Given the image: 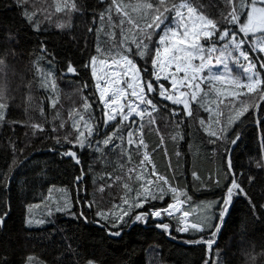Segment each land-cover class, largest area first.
Returning a JSON list of instances; mask_svg holds the SVG:
<instances>
[{
  "label": "trees",
  "instance_id": "1",
  "mask_svg": "<svg viewBox=\"0 0 264 264\" xmlns=\"http://www.w3.org/2000/svg\"><path fill=\"white\" fill-rule=\"evenodd\" d=\"M57 2L64 6L66 0H28L23 5L29 12H36L34 21L42 22L41 30L37 32L26 22L16 0H0V56H4L6 64L4 72L0 74V87L5 89L3 102L7 104L5 120L0 122V175L7 174L11 178L7 189L0 187V213L7 211L5 222L0 227V258L3 262L26 264L31 256L34 257L32 264H87L89 260L95 261V264H205L206 260L208 264H264V209L260 207L264 205V167L256 166L264 154L261 147L264 119L259 124L254 123L251 111L227 129L225 139L211 143L210 140L216 138L208 135L199 120H205L206 125L219 134L229 114L227 100L218 110L216 104L206 102L212 108L211 112L194 103L193 116L188 117L182 107L161 101L153 94V102L158 104L160 110L153 113L155 125L144 128L147 148H142L139 153L134 146L129 148L131 161L121 156L120 149L113 148L111 144L106 147L101 145V152H97L95 146L83 150L74 148L78 152L79 165L70 157L59 154L70 145L63 143V140V146L58 145L52 137L60 136L62 139L65 134L71 133L69 139H75L69 112L81 109L83 100L78 89L85 83L88 87L83 89L82 95L88 97L92 104L91 111L100 129L92 139L103 140L105 133L112 129L111 125L103 126L102 106L92 95L95 92L94 80L90 68L85 67L89 59L97 55L96 29L100 26V14L105 12L110 0H75L76 12L67 8L64 12H56ZM124 3L135 1L124 0ZM193 6L217 21L221 20V13L227 14L230 10L225 0H193ZM48 14H51L50 20L45 18ZM116 19L113 16V20ZM58 22L70 23L71 27L59 29L55 26ZM89 28L92 32H89ZM119 35L117 30V39ZM9 36L14 39H9ZM100 38H104L103 33H100ZM155 40L154 36L153 42ZM42 42L48 55L40 64L44 69H54L59 93L55 108L50 107L49 101L53 94L39 86V78L33 67V62L42 55ZM250 58L255 60V54L250 53ZM49 60L53 61L52 65L48 64ZM68 61L77 68L78 76L61 75ZM136 63L141 69L147 66L145 79H153L149 75L152 72L150 62L145 65L143 60L136 57ZM233 72L235 70L232 71L235 74ZM163 83L170 87L168 82ZM211 100L214 98L211 97ZM258 100L259 97L250 103L255 104ZM258 102L260 112L264 113V101ZM163 104H167L168 108ZM173 108L180 112L179 116L171 115ZM217 111L222 113L219 115V126L215 123ZM57 112L59 118H56ZM73 118L77 117L74 115ZM62 120L65 125L60 129L58 126ZM33 124L42 125L44 131L37 130L33 135ZM53 126L57 127L56 133L51 131ZM121 131L126 133L127 128ZM236 132H239L240 140L236 145H231L229 141ZM229 149L232 171L237 173V182L256 206L259 219L253 216L247 198L234 197L213 245V253L219 251L218 257L212 255L210 258L204 244L184 242L201 237L207 239V230L181 234L175 231L180 226L176 220L166 216L164 222L170 224L171 236L157 228L155 225L159 221L152 217L148 218L147 223L120 224L121 235L115 238L106 233V228L95 223L99 219L96 215L98 210L107 212L114 205H122L125 197L131 201L138 183L136 175L145 172L147 179L152 165H155L157 173L168 178L170 184L191 197L185 203V209L192 216L199 215L200 209L205 207L208 217H211L219 206L208 205L224 195L232 179L227 175L226 166ZM143 152L150 156L151 163L139 168ZM14 158L16 164L13 165ZM133 167L137 171L125 175ZM82 171L83 180L76 183L75 178ZM117 176L122 179L116 180ZM151 178L155 181V177ZM123 183H128L133 191L127 192ZM59 190H65L71 204L70 212L77 216L83 212L87 222L57 212L53 224L27 227L25 220L28 215L30 217L29 206H32L31 209L37 205L43 208L48 206L52 198L58 197ZM181 199H184L183 195ZM172 202L169 194L162 201L152 200L143 209H136L132 215L139 211L162 209ZM89 203L93 207H87ZM124 219L128 220L129 217ZM110 223V220L101 221V224L109 226ZM211 223L214 224L215 220L212 219Z\"/></svg>",
  "mask_w": 264,
  "mask_h": 264
},
{
  "label": "snow or ice",
  "instance_id": "2",
  "mask_svg": "<svg viewBox=\"0 0 264 264\" xmlns=\"http://www.w3.org/2000/svg\"><path fill=\"white\" fill-rule=\"evenodd\" d=\"M26 3L28 0H16L17 6L22 8V15L26 22L33 27L34 31L39 32L42 22L34 21L35 11L29 12L23 8ZM225 4L230 10L227 14L221 13V20L217 21L209 18L202 11H198L197 7L193 6V0H178V2L176 0H136L135 3L110 0L105 12L100 14V26L96 29L97 55L92 56L85 67L90 68L94 80L95 92L92 95L96 96V101L102 106L103 126L111 125L112 130L105 133L103 140L92 139L94 133L98 134L100 129L96 126L95 116L91 111L92 104L89 103L88 97L82 95L83 89L88 87L85 83L78 89L83 100L82 111L81 109H72L69 112V118L72 119L71 127L76 133L75 139H69L71 133L65 134L62 139L60 136L52 137L58 145L63 146L62 140L63 143L70 145L59 154L62 157H70L79 165L78 152L73 150L74 148L83 150L86 147L93 149L95 146V150L101 152V145L106 147L111 144L113 148L120 149L121 156L131 161L129 148L134 146L138 153L142 148H147L144 140V128L155 125L156 118L153 113L160 110L158 104L153 102V94L161 98V101H169L172 105L182 106L184 114L188 117L193 116L192 105L194 103L198 107L204 108L205 111L211 112L212 108L207 106L206 101L216 104L218 110L219 105L224 104L227 100L229 114L224 126L219 129V134L217 131L211 130V126L206 125L205 120H199L200 126L208 135L216 138L210 140L211 143L225 139L227 129L240 121L241 117L249 111L252 112L253 122L259 124L264 119V113L260 112V103L249 104L246 100H241L240 97L259 93V101H264V77L261 75L264 73V55H261L264 54V0H225ZM66 8L69 11H78L75 0H70V3L66 0L64 7H61L57 2L55 11L64 12ZM113 16L117 19L113 20ZM45 18L50 20L51 14ZM105 20H107V31H105ZM221 25L224 26L221 27ZM55 26L64 29L71 27V24L58 22ZM117 30L120 34L119 39H117ZM89 32H92L91 28H89ZM100 33H103V39L100 38ZM154 36L156 37L155 42H153ZM9 39H14V37L9 36ZM40 51L42 55L33 62V67L39 78V86L53 94L49 97V101L50 107L55 108L59 100V93L54 69H44L40 64V61L48 55L43 42L40 45ZM250 53L255 54V60L250 58ZM136 57L143 60L145 65L150 62L152 72L149 75L153 79L144 78V73H148V68L145 66L141 69L136 63ZM47 62L49 65L53 63L51 60ZM229 62L240 71V77L232 75ZM5 67V58L0 56V74L4 72ZM214 69L216 70L214 71ZM61 75L78 76L79 72L72 62L68 61L66 69ZM161 81L168 82L170 87H166L165 83ZM217 83L227 84L233 90L222 91L216 86ZM202 85H207V91ZM210 94H214L216 99L209 101ZM4 99L5 89L0 87V122L5 120L7 109V104L3 102ZM163 107L168 108V105L163 104ZM41 115L43 116V109H41ZM74 115L77 118H73ZM171 115L179 116L180 112L173 108ZM219 115L222 113L217 111L215 123L218 126L220 124ZM56 118H59L58 112ZM179 123L178 121L177 127H179ZM64 125L65 121L62 120L58 127L63 129ZM31 127L33 135L37 130L44 131L40 124H33ZM123 128H127L126 133L121 131ZM51 131L56 133L57 127L53 126ZM175 138L173 137V139ZM239 140L240 134L236 132L229 143L236 145ZM261 147L264 148V141H262ZM230 151L231 149L228 150L226 166L228 168L227 175H230L232 179L225 188L224 195L208 205V207L219 206L211 217L202 218L196 223H189L188 217L191 213L188 210H183L182 206L190 201L191 197L170 184L168 178L157 173L155 165H152V171L147 174V179H145V172H139L136 175L135 179L138 183L131 201L125 197L122 205H114L113 209L107 212L98 210L96 215L99 219L95 223L106 228L108 235L118 237L122 231L120 224L147 223L149 217L158 218L159 222L155 226L171 236L172 228L169 223L164 222V217L167 216L175 219L180 225L175 228L176 232L187 233L191 230L196 233L207 230L209 232L207 239L201 237L184 242L204 244L210 258L212 255L218 257L219 251L213 253V245L223 227L225 217L229 214L234 197L247 198L253 216L259 219L256 206L251 203V199L237 182V173L232 171ZM12 163L16 164L15 158ZM150 163V156L147 152H143L138 167L144 168L146 164ZM256 166L264 167V154ZM120 167L123 168V165ZM136 171V167L129 168L125 175ZM151 177H155V181ZM10 179L7 174L0 175V187L7 189ZM121 179L120 176L116 177V180ZM82 180L83 171L80 176L75 178V182L79 183ZM215 183L219 184V181ZM123 188L129 193L133 191L128 183H123ZM51 191L52 188L49 189V194ZM169 194L173 202L166 207L139 211L134 216L132 215L136 209H143L145 204L152 200L162 201ZM182 195L184 199H181ZM54 203L55 207L46 206L45 216L50 217L54 212H64L73 219H83L87 222V217L83 212L79 216L70 212L71 205L66 199L63 203ZM123 205H127V207L125 208ZM86 206L91 208L93 204L89 203ZM31 207L29 206L30 209ZM260 207L264 209V205ZM117 209L119 214H117ZM176 213H180V216L177 217ZM126 216L129 217L128 220L124 219ZM6 217L7 211L0 213V227L3 226ZM212 219L215 220L214 224L211 223ZM109 220L111 221L110 226L101 224V221ZM48 222L51 221L29 217L26 218L25 225L31 227ZM33 260L34 257H28L26 264H32ZM0 264H5L2 258H0ZM87 264H95V261L89 260ZM205 264H208L207 260Z\"/></svg>",
  "mask_w": 264,
  "mask_h": 264
},
{
  "label": "rangeland",
  "instance_id": "3",
  "mask_svg": "<svg viewBox=\"0 0 264 264\" xmlns=\"http://www.w3.org/2000/svg\"><path fill=\"white\" fill-rule=\"evenodd\" d=\"M135 2H136V0H134ZM69 3H70V0L68 1ZM61 7H64L63 5H61ZM73 12H76V11H73ZM261 55H264V54H261ZM252 59V58H251ZM229 67L232 69V71L233 70H235V72H233V73H235V74H232L233 76H235V77H240L241 76V73H240V71L235 67V65H233L231 62H229ZM257 67H258V65H257ZM216 69H214V71H215ZM262 75V77H263V74H261ZM161 82H164V81H161ZM218 88H220L222 91H224V90H227V91H232L233 89L229 86V85H227V84H223V83H217V85H216ZM202 87H204L205 88V90L207 91V85H202ZM241 91H244V90H241ZM211 97H213L214 98V100L216 99V97H215V95L214 94H210L209 95V98H208V100L209 101H211ZM259 97V93H251V94H247V96H241L240 97V99L241 100H246L247 102H249V104H252V103H250V102H253L256 98H258ZM259 101V100H258ZM257 101V102H258ZM167 102H169V101H167ZM207 102V101H206ZM227 103H228V101H226ZM261 102H263V101H261ZM169 103H171V102H169ZM217 103H218V101H217ZM194 105V104H193ZM192 105V106H193ZM178 106V105H177ZM179 107H182V106H179ZM219 107H221V105L219 106ZM119 119V118H118ZM60 192H59V195H58V197H54V198H52L51 199V201H54V202H60V203H63L64 202V200L66 199L69 203H70V200L68 199V197H67V195H66V193H65V190H59ZM50 201V204L48 205V206H51V207H55V204L54 203H52ZM71 205V204H70ZM45 208L46 207H42V206H39V207H36V206H34L32 209H30V217L31 218H33V219H36V220H39V219H46V220H48V221H51V222H48V223H44V224H41V225H33V226H35V227H42V226H45V225H49V224H53L55 221H53V219H54V217H55V215H56V213L57 212H54L53 213V215L52 216H50V217H47V216H45L44 215V212H45ZM182 208H183V210H186L185 208H186V205L184 204L183 206H182ZM206 209V210H205ZM204 210V211H203ZM200 214L199 215H197L196 217L195 216H192V214L188 217V222L189 223H195V221H199V220H201L202 218H205V217H208V209L207 208H201L200 209ZM202 211H203V213H202ZM61 213H64V212H61ZM202 213V214H201ZM176 216L178 217V216H180V213H177L176 214ZM167 217V216H166ZM27 218H29V215H28V217ZM168 218H170V217H168ZM181 234H188V233H191V230L189 231V232H187V233H184V232H180Z\"/></svg>",
  "mask_w": 264,
  "mask_h": 264
},
{
  "label": "water",
  "instance_id": "4",
  "mask_svg": "<svg viewBox=\"0 0 264 264\" xmlns=\"http://www.w3.org/2000/svg\"><path fill=\"white\" fill-rule=\"evenodd\" d=\"M156 221H159V219H155ZM113 237V236H112ZM113 238H115V237H113Z\"/></svg>",
  "mask_w": 264,
  "mask_h": 264
},
{
  "label": "bare ground",
  "instance_id": "5",
  "mask_svg": "<svg viewBox=\"0 0 264 264\" xmlns=\"http://www.w3.org/2000/svg\"><path fill=\"white\" fill-rule=\"evenodd\" d=\"M176 214H177V213H176ZM176 214H175V215H176Z\"/></svg>",
  "mask_w": 264,
  "mask_h": 264
},
{
  "label": "built area",
  "instance_id": "6",
  "mask_svg": "<svg viewBox=\"0 0 264 264\" xmlns=\"http://www.w3.org/2000/svg\"><path fill=\"white\" fill-rule=\"evenodd\" d=\"M158 219V218H157Z\"/></svg>",
  "mask_w": 264,
  "mask_h": 264
},
{
  "label": "flooded vegetation",
  "instance_id": "7",
  "mask_svg": "<svg viewBox=\"0 0 264 264\" xmlns=\"http://www.w3.org/2000/svg\"><path fill=\"white\" fill-rule=\"evenodd\" d=\"M155 220V219H154Z\"/></svg>",
  "mask_w": 264,
  "mask_h": 264
}]
</instances>
